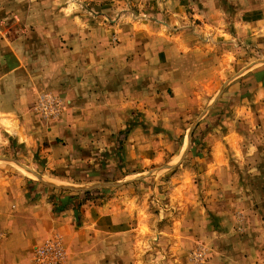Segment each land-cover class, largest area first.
<instances>
[{
  "label": "rangeland",
  "instance_id": "1",
  "mask_svg": "<svg viewBox=\"0 0 264 264\" xmlns=\"http://www.w3.org/2000/svg\"><path fill=\"white\" fill-rule=\"evenodd\" d=\"M84 2L0 0V139L4 140L0 141V162L9 159L36 180L34 185L46 192L56 211L72 202L79 205L76 219H72L79 232L77 237L68 241L56 230L39 244L59 234L67 251L66 264H264L262 94L257 95L259 112L244 114L237 120L233 117V109L246 99L251 83L247 79L235 80L232 62L224 65L222 81L205 82L207 98H201L200 105L191 104L192 112L185 110L180 116L174 112L179 107L172 97L179 90L170 87L173 77L160 78V92L170 95L168 103L160 100L165 112H160L161 120L154 131L163 137L158 148L166 154L148 167L140 166L136 177L123 176L133 170L135 163L129 155L128 159L123 158L126 153L120 154L125 133L131 130L112 133L111 139L115 137L119 143H94L90 139L94 130L88 129L87 123L91 114L87 97H76L80 105V113L77 112L78 104H73L71 91H63L71 84L67 77H72V68L61 63L72 58L62 50L74 40L64 27L77 24L123 25L121 40L129 41L133 39L129 31L142 25L140 22H154L145 31L147 38L158 39L157 46L174 40L213 43L219 34L225 46L237 38L244 54L248 51L244 33L236 30L243 26L239 14L248 6L262 12L264 0H112L114 5L109 6L104 1ZM94 9L110 10L113 14L103 18L85 15ZM204 9L208 11L202 12ZM75 11L83 16L73 17ZM75 19L78 23H74ZM128 24L131 27L126 30ZM260 28L261 32L250 41V52L256 57L254 64L259 67L264 61L263 25ZM221 29L223 33L215 31ZM97 35V31L91 37L81 32L79 40L97 41ZM118 39L113 37V41ZM9 72L14 73L8 75ZM193 87L198 95L197 86ZM182 105L183 109L189 108ZM8 108L17 112H1ZM201 115H206L204 124L210 120V126L222 133L233 131V121L234 130L240 131V142L235 145L231 139L224 141V151L232 158L238 153L247 157L231 159L221 167L220 177L212 161H202L207 157L203 148L207 147L208 153L215 150L212 142L204 138L208 129L197 123ZM81 116L86 117L82 137L79 130L73 129ZM41 137L47 138L42 145L47 153L36 144ZM50 154L63 160H50ZM171 155L177 157L169 161ZM73 167L96 176H75ZM62 172L64 175H59ZM132 180H137L135 187L126 190ZM111 199L116 202L112 204V208H117L113 216L122 224L120 231L104 233L87 228L81 205H99ZM251 201L259 202V206L253 208Z\"/></svg>",
  "mask_w": 264,
  "mask_h": 264
},
{
  "label": "crops",
  "instance_id": "2",
  "mask_svg": "<svg viewBox=\"0 0 264 264\" xmlns=\"http://www.w3.org/2000/svg\"><path fill=\"white\" fill-rule=\"evenodd\" d=\"M80 1L85 3L84 0ZM92 1L107 2L105 3L106 6L114 5L110 3L112 0ZM206 10L208 11V9H204L202 12ZM252 10V6L241 10L239 15H241L240 19L243 26L239 25L236 29L244 33V41L248 50L244 54H241L242 47H240L241 44L237 38L231 40V45L225 46L224 41L218 38L219 34L216 35L217 40L213 43H207L206 41H200L199 43L184 41L181 43L179 40H174L175 42H165L163 47L157 46L158 39L147 38L148 33L145 31V28L153 25L154 22H140L142 25L135 27L136 30L131 29L129 31L133 35V39L129 41L121 40L120 32L123 25L115 27L113 25L77 24L64 27V32L74 40L69 42L71 43L69 48L62 50L63 53L72 56L69 61L61 62L64 66L70 65L72 68V77H67V79H70L71 84L66 85L67 89L63 87V91H71L74 105L77 103L75 101L76 97H87L85 102L89 107L88 113H91L87 123L88 129L94 130L93 135L90 137L94 140V143H104L105 145L119 143L115 137L111 139L112 133L115 131L121 132L126 128L131 130L129 133H125L123 144H121L124 145V150L120 154L126 153V155H123L124 159H128V155L132 157L135 165L131 172L128 171L123 176H138L141 168L156 163L161 155L166 154L158 148V145L164 142L163 137L154 131L157 127L156 124L161 120L160 112H165V109L160 106V100L163 98V103H168L166 101H168L170 95L160 92L158 82L161 77L162 79L173 77V80L170 81L174 83L170 87L179 90L172 97L179 107L174 109V112L179 113L180 116L185 110L186 113L192 112L193 105L191 104L199 102L200 105L201 98H207V85L205 82L209 79L222 81L226 70L224 65L232 62V76L236 75L235 80L244 81L247 79L251 83V88H247L249 93L245 97L246 99H243V103L233 109V117L235 116L234 118L237 120L243 117L244 114L250 116L259 112L258 109L261 105L256 103L258 94H262L264 112V61L262 66H257L254 64L256 57L250 52V41L256 38L257 32H261L260 25H263L264 31V8H262L263 13L260 10ZM259 13L262 14L258 15ZM112 14L110 10L94 9L85 15L103 18ZM81 15L78 11L72 13V16L76 18ZM74 23H78L76 19ZM128 27H131V25L128 24L125 29L128 30ZM156 27L155 33H158L159 27ZM96 31L99 38L97 41L79 40L81 32H87L91 37V34L93 35ZM215 31L223 33V29ZM215 31L212 33H215ZM123 32L122 35L126 38ZM114 36L119 37L118 41H113ZM261 57L264 58V48ZM12 73L14 72H9L8 75ZM209 75H212V77H209ZM165 83L167 84V82ZM193 84L197 86L198 95L195 94L196 88H192ZM238 98L240 97L238 96ZM182 104H187L189 108L183 109ZM77 107V112L80 113V105L78 104ZM1 112L9 114L16 113L17 110L8 108ZM205 116L201 115L197 118V123L199 122V126L204 129H208L203 133L204 138L210 144L212 142V147H210L215 152L208 153L207 147L203 148L207 157L202 161L209 164L212 161L216 169V175L220 177L219 172L225 165L229 164L228 162L231 159L244 160L247 154H234L235 156L232 158L224 151V141L231 139L235 145L240 142V131L239 129L234 130L236 122L233 121V131L231 133H222L217 128L213 129L210 126V120H206L209 123L204 124L202 120L206 118ZM85 119V116L78 117L77 124L74 126L76 128H73L80 131L81 137L85 134L83 132L86 124ZM167 125L170 127V124ZM24 134L26 137L28 136L26 131H24ZM46 139L41 137L39 141H36V144L47 153L46 148L42 147ZM0 141L3 143L4 140L1 138ZM25 145L29 146L28 143ZM23 155L28 159L26 153ZM52 155H47L50 160H63L61 157L58 159L57 156L53 157ZM176 157H170L169 161ZM80 159L82 160L81 157ZM80 159L78 158V160ZM5 161L0 162V264H36L32 258L35 246L48 238L54 231L58 230L63 233L64 239L66 238L65 240L68 241L77 237L79 232L73 226L72 219H76L75 210L77 207L79 208V205L72 202L66 208L61 209L60 212L56 211L55 205L50 201L46 192L41 191L39 186L34 185L36 180L13 166L11 160ZM72 174L75 176L85 174L88 177L96 176V173H86L83 168L76 167H73ZM232 174L233 177H236L233 170ZM59 175L63 176L64 173L62 172ZM136 182L137 180L130 181L126 190L135 187ZM121 188L122 186L119 187V189ZM75 199L78 200V197L75 196ZM115 203L111 199L103 201L99 205L94 204V202L82 204L81 211L83 214L85 212L86 215V227H92L104 233H112V229L120 231L122 224L115 220V216H113L117 213V208H112V204ZM251 203L253 208L259 206V202L251 201ZM260 207L263 206L260 205Z\"/></svg>",
  "mask_w": 264,
  "mask_h": 264
},
{
  "label": "built area",
  "instance_id": "3",
  "mask_svg": "<svg viewBox=\"0 0 264 264\" xmlns=\"http://www.w3.org/2000/svg\"><path fill=\"white\" fill-rule=\"evenodd\" d=\"M66 258L67 251L59 234L36 245L33 250V260L38 264H64Z\"/></svg>",
  "mask_w": 264,
  "mask_h": 264
}]
</instances>
